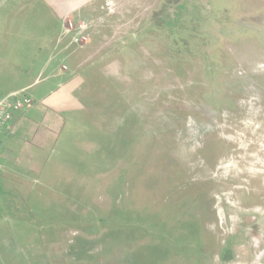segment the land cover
<instances>
[{
  "label": "rangeland",
  "instance_id": "374dc122",
  "mask_svg": "<svg viewBox=\"0 0 264 264\" xmlns=\"http://www.w3.org/2000/svg\"><path fill=\"white\" fill-rule=\"evenodd\" d=\"M138 19L14 190L29 224L1 264H264V0H148ZM68 21L89 36L63 17L57 43ZM19 35L0 45V95L32 82Z\"/></svg>",
  "mask_w": 264,
  "mask_h": 264
},
{
  "label": "crops",
  "instance_id": "0c3cea01",
  "mask_svg": "<svg viewBox=\"0 0 264 264\" xmlns=\"http://www.w3.org/2000/svg\"><path fill=\"white\" fill-rule=\"evenodd\" d=\"M147 5L148 0H14L11 3L10 13L17 14L19 21L13 23L7 18L0 25L4 32L0 45L5 48L8 39L18 32L19 36L28 38L29 49L22 54L21 63H28L29 67L20 78L32 82L14 92L7 91L0 98L25 90L33 104L15 115L0 135V191L12 188L23 191L25 196L31 182L28 173L40 171L47 151L59 140L65 124L64 112L84 107V95L79 91L86 79L95 77L94 67L115 61L116 50H107L111 44L106 47L104 41L114 44L117 31L136 29ZM26 16L40 17L33 23V18ZM63 17L89 22L88 44L77 48L67 47L68 40L57 43ZM31 31L34 33L21 35ZM4 62L9 63L0 58V63ZM86 63L91 66L85 67ZM25 205L23 197L15 191L13 195L3 193L0 199V210L5 215L3 218L0 214V261L5 257V249L9 254L12 252L13 247H7L5 240L14 237V224H29ZM6 231L11 236L3 237ZM9 262L10 258L4 263Z\"/></svg>",
  "mask_w": 264,
  "mask_h": 264
},
{
  "label": "built area",
  "instance_id": "2783aa9c",
  "mask_svg": "<svg viewBox=\"0 0 264 264\" xmlns=\"http://www.w3.org/2000/svg\"><path fill=\"white\" fill-rule=\"evenodd\" d=\"M66 34L71 33L67 47L82 48L88 39V24L86 22L73 23L67 22ZM63 69H65L63 67ZM33 104V100L25 95L24 92L12 94L8 97L0 98V135L7 128L9 123L13 120L14 116L24 112L28 107Z\"/></svg>",
  "mask_w": 264,
  "mask_h": 264
}]
</instances>
